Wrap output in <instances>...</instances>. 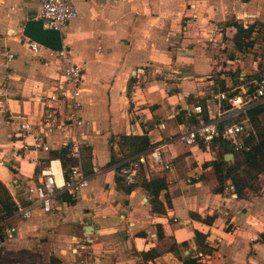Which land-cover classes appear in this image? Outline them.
Instances as JSON below:
<instances>
[{"label":"crops","instance_id":"1","mask_svg":"<svg viewBox=\"0 0 264 264\" xmlns=\"http://www.w3.org/2000/svg\"><path fill=\"white\" fill-rule=\"evenodd\" d=\"M74 1L78 14L61 35L69 60L83 69V123L67 121L50 131L48 150H23L12 139L20 120L15 115L40 116L44 109L34 85L48 89L61 63L48 47L32 51L22 34L27 19H38L41 0H0V181L17 206L26 203L25 188L43 169L51 167L60 178L61 170L79 162L89 175L76 195L59 190L50 211L33 206L27 218H0L3 228L16 229L12 238L0 233V264H47L50 253L62 264H184L186 257L201 264H264V171L256 190L246 187L238 195L234 188L232 196L225 187L230 179L220 186L214 169L202 166L217 158L216 149L188 146L174 135L178 124L189 121L180 108L200 102L205 116L218 115L225 107L219 90L234 91L247 75L264 73L260 56L251 53L258 40L264 43V0ZM234 20L255 25L240 47L233 40ZM8 27L13 33L6 36ZM57 104L60 114L69 112ZM158 121L166 127L152 125ZM144 132L151 144L168 141L163 156L170 167L146 172L165 174L167 187L159 193L164 213L151 209L141 185L127 190L116 178L127 158L120 134ZM68 136L80 141V157L67 149L63 165L50 151L66 147ZM226 162L227 168L236 165ZM190 212L213 219L208 223ZM195 230L206 235L213 255L202 253Z\"/></svg>","mask_w":264,"mask_h":264},{"label":"built area","instance_id":"2","mask_svg":"<svg viewBox=\"0 0 264 264\" xmlns=\"http://www.w3.org/2000/svg\"><path fill=\"white\" fill-rule=\"evenodd\" d=\"M78 14V9L74 0H41L40 12L38 19L44 28L61 29ZM13 33V28L8 27L5 35ZM29 48L37 51L42 46L38 42L25 37ZM49 50L55 54L61 63V69L58 75L53 78L49 88L38 89V100L42 104L44 111L40 116L31 120L27 115L18 114L19 123L13 132L15 142L19 149L26 150L32 147L37 150H48L50 144L47 140V134L53 129L60 128L67 121L73 124L83 123L79 114L83 106L82 100V82L83 69L79 63L69 60L68 51L62 47L60 50ZM13 52H7V58L11 59ZM253 85H241L236 91L228 92L219 90L217 98L224 104V110L214 116H205L203 114V105L197 102L191 106L185 105L178 111L185 114L188 122L178 124V130L174 134L175 139L185 145H196L210 149L211 143L215 139L225 138L230 141L235 149L245 146L246 138L256 137V129L250 119L247 108L252 104L264 101V73L258 79H253ZM167 91L170 88L166 89ZM61 102L70 110L68 113L60 114L57 103ZM174 112L167 114V118H173ZM241 115V119L226 122L221 126V121L230 117ZM63 116V119H62ZM154 127H166L165 121L153 122ZM168 143L165 139L154 141L148 148L128 156L117 170L124 182L128 185H135L138 179L139 170H153L159 167L168 168L170 163L163 156V148ZM62 144L68 148L69 155L79 159L81 143L77 138L72 136L66 137ZM52 161V160H50ZM92 170L97 172L99 169L96 165ZM60 178L56 172L51 169H43L42 175L38 181L30 183L25 188V204H17L12 215H18L27 218L31 215L32 207L39 206L44 211H50L52 200L55 194L60 190H65L71 195H76L88 185L89 175L82 169L79 162L73 163L66 170L60 171ZM231 193L234 186L230 182L226 186ZM235 196V192L232 193ZM264 200V194H263ZM178 224L184 223L182 219L173 218ZM2 221H0L1 223ZM15 227L7 225L3 228V235L12 238L15 234ZM81 247L83 244L80 245Z\"/></svg>","mask_w":264,"mask_h":264},{"label":"trees","instance_id":"3","mask_svg":"<svg viewBox=\"0 0 264 264\" xmlns=\"http://www.w3.org/2000/svg\"><path fill=\"white\" fill-rule=\"evenodd\" d=\"M232 23L236 27V30L233 34V40L235 45L240 47L245 43V38H249L252 35L255 25L253 24L252 26L248 25L247 27H243V25L238 23L236 20H234ZM260 75V73L247 75V78L244 77L245 80H247L245 85H253L252 79L256 80L260 77ZM250 79L251 81H248ZM233 90L236 91L237 89ZM228 92L230 93L232 91ZM247 113L256 129V137L253 136L251 138H246L245 146L247 147L240 149H235L230 141L225 138L220 137L219 139H215L211 143V147L216 149L218 153L217 158L206 160L202 163L203 167L211 166L214 169L217 174L220 186H222L227 179H230L238 195H242L246 187L256 190L259 187L258 176L264 171V101L252 104L247 108ZM241 117V115L230 117L228 119L222 120L220 124L223 126L226 122L238 120L241 119ZM120 139L124 145L122 147H126V157L143 151L151 145L145 132L142 134H120ZM66 147H63L59 150L50 151V155L62 157L63 165L68 163L69 158L66 155L68 149ZM229 151L234 153L237 161V164L231 168L226 167L227 162L223 159L224 153ZM111 159H113V155L111 156L110 160ZM116 178L119 180L121 179V176H119L117 173ZM138 184L146 190L151 209L159 213H164L166 209L162 200L159 198V193L161 190L167 187L165 174L160 171L147 174L145 170L141 169L139 170L137 183L135 185ZM132 186L127 184L126 189H130ZM15 209V200L13 199L6 185L0 181V218L11 214ZM190 214L208 223L213 219L212 215L201 217L196 212H190ZM2 230L3 224H0V233ZM157 234L158 236L161 234V227L159 226H157ZM205 237L206 235L204 233L195 230V238L198 241V246L202 253L209 252L213 255L214 250L207 244ZM46 263L62 264V261L60 257L54 253H50ZM184 264H201V262H198L196 257H186L184 258Z\"/></svg>","mask_w":264,"mask_h":264},{"label":"water","instance_id":"4","mask_svg":"<svg viewBox=\"0 0 264 264\" xmlns=\"http://www.w3.org/2000/svg\"><path fill=\"white\" fill-rule=\"evenodd\" d=\"M22 34L31 40H34L44 47H48L53 50L62 49V35L57 29L44 28L39 19L30 18L27 19L22 26ZM224 160L237 161L234 158V153L232 151L226 152L223 155ZM87 224L84 226L85 232H90L91 218L87 219Z\"/></svg>","mask_w":264,"mask_h":264},{"label":"rangeland","instance_id":"5","mask_svg":"<svg viewBox=\"0 0 264 264\" xmlns=\"http://www.w3.org/2000/svg\"><path fill=\"white\" fill-rule=\"evenodd\" d=\"M259 37V36H258ZM228 49H226V53L228 54ZM251 53H252V56L253 57H255L256 55H259L260 56V58H261V60H260V62H261V64H262V70L261 71H263L264 72V43L263 42H260V40H258V43H256L255 45H254V48H253V50L251 51ZM245 54V53H244ZM242 55L241 54V57L243 58L245 55ZM260 69V68H259ZM159 84H161V83H159ZM13 139V141L15 142V139L14 138H12Z\"/></svg>","mask_w":264,"mask_h":264}]
</instances>
